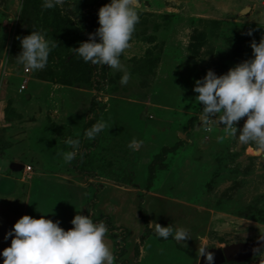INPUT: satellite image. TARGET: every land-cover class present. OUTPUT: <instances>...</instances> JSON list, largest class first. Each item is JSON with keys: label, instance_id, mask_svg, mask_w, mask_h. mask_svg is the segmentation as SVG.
<instances>
[{"label": "rangeland", "instance_id": "374dc122", "mask_svg": "<svg viewBox=\"0 0 264 264\" xmlns=\"http://www.w3.org/2000/svg\"><path fill=\"white\" fill-rule=\"evenodd\" d=\"M109 2L45 9L43 0H0V252L25 214L68 230L80 212L105 222L113 264H200L201 249L237 245L253 247L220 264H264L253 252L264 234V154L223 125L206 131L193 91L207 70L221 75L251 58L250 42L264 35V0H143L121 55L126 85L120 71L73 52ZM33 30L57 44L38 71L16 60L19 38ZM100 119L105 129L86 139ZM69 139L81 141L70 163L62 155L73 150ZM155 222L186 227L189 238H160Z\"/></svg>", "mask_w": 264, "mask_h": 264}, {"label": "clouds", "instance_id": "9594fccd", "mask_svg": "<svg viewBox=\"0 0 264 264\" xmlns=\"http://www.w3.org/2000/svg\"><path fill=\"white\" fill-rule=\"evenodd\" d=\"M63 3L64 0H43L42 7L52 9ZM142 5L143 0H110L100 7L99 27L89 33L87 41L73 48L74 54L86 63L120 71L123 73L120 82L126 85L131 74L122 64L121 55L130 47ZM247 35L253 36V31L249 30ZM19 39L22 50L17 62L32 71L44 69L52 49L57 47L54 40L40 30ZM250 47L251 58L221 75L207 70L204 77L195 80L193 91L198 93L195 99L203 105L200 119L206 131L211 132L213 125H223L227 137L242 145L252 144L255 153L261 155L264 154V35L259 42L253 38ZM245 117L243 126L238 128ZM105 127L103 119L97 120L85 130L84 136L94 140ZM67 143L73 150L62 155L70 163L81 141L69 139ZM71 224L73 227L65 230L59 226V220L54 222L45 215L40 218L23 215L5 234L4 239L11 238V244L0 252L3 264H113L115 255L105 241L108 228L103 220L95 222L89 214L77 212ZM155 231L165 240L172 237L182 242L189 238V230L183 226L174 228L171 224L161 226L155 222ZM253 252L256 256L264 255V234L257 238ZM200 258L204 264H216L215 253L207 248L201 249Z\"/></svg>", "mask_w": 264, "mask_h": 264}, {"label": "water", "instance_id": "95a60500", "mask_svg": "<svg viewBox=\"0 0 264 264\" xmlns=\"http://www.w3.org/2000/svg\"><path fill=\"white\" fill-rule=\"evenodd\" d=\"M249 9H246L244 13H247ZM13 168L16 170H21L23 168L22 164H14ZM252 245H237L227 247L224 250H210L215 253L216 264H220L225 261H231L234 259L243 258L251 250ZM200 264H204L203 258H201Z\"/></svg>", "mask_w": 264, "mask_h": 264}, {"label": "built area", "instance_id": "2783aa9c", "mask_svg": "<svg viewBox=\"0 0 264 264\" xmlns=\"http://www.w3.org/2000/svg\"><path fill=\"white\" fill-rule=\"evenodd\" d=\"M26 90V86L25 85H23L22 87H21V91L22 92H24ZM1 162H0V169H1ZM26 170L27 171H32V167L31 166H28L27 168H26Z\"/></svg>", "mask_w": 264, "mask_h": 264}, {"label": "crops", "instance_id": "0c3cea01", "mask_svg": "<svg viewBox=\"0 0 264 264\" xmlns=\"http://www.w3.org/2000/svg\"><path fill=\"white\" fill-rule=\"evenodd\" d=\"M15 164H18V163H15ZM1 166H2V163H1ZM13 166H14V164L12 165V167H13ZM1 168H2V167H1ZM22 169H23V168H22ZM22 169H21V170H22Z\"/></svg>", "mask_w": 264, "mask_h": 264}]
</instances>
